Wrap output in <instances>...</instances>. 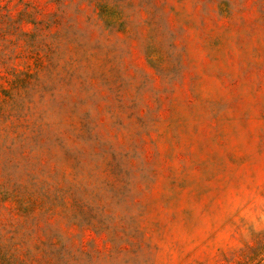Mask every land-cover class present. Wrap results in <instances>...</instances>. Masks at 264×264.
<instances>
[{"label":"rangeland","instance_id":"1","mask_svg":"<svg viewBox=\"0 0 264 264\" xmlns=\"http://www.w3.org/2000/svg\"><path fill=\"white\" fill-rule=\"evenodd\" d=\"M0 264H264V0H0Z\"/></svg>","mask_w":264,"mask_h":264}]
</instances>
